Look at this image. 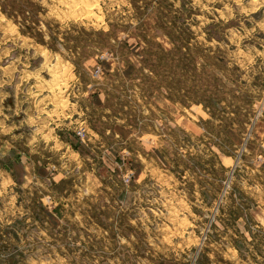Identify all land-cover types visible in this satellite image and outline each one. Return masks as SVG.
<instances>
[{"label":"rangeland","instance_id":"rangeland-1","mask_svg":"<svg viewBox=\"0 0 264 264\" xmlns=\"http://www.w3.org/2000/svg\"><path fill=\"white\" fill-rule=\"evenodd\" d=\"M0 264H264V0H0Z\"/></svg>","mask_w":264,"mask_h":264},{"label":"built area","instance_id":"built-area-1","mask_svg":"<svg viewBox=\"0 0 264 264\" xmlns=\"http://www.w3.org/2000/svg\"><path fill=\"white\" fill-rule=\"evenodd\" d=\"M85 129L84 128H80V129H78L77 131H76V135H77V137L79 138V139H83L84 138V136H85Z\"/></svg>","mask_w":264,"mask_h":264}]
</instances>
